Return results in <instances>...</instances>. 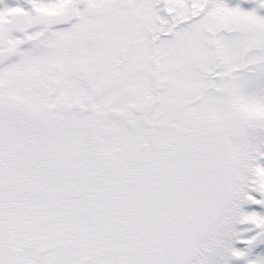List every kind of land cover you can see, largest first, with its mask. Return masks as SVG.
Returning a JSON list of instances; mask_svg holds the SVG:
<instances>
[{
    "label": "snow or ice",
    "instance_id": "obj_1",
    "mask_svg": "<svg viewBox=\"0 0 264 264\" xmlns=\"http://www.w3.org/2000/svg\"><path fill=\"white\" fill-rule=\"evenodd\" d=\"M0 264H264V0H0Z\"/></svg>",
    "mask_w": 264,
    "mask_h": 264
}]
</instances>
